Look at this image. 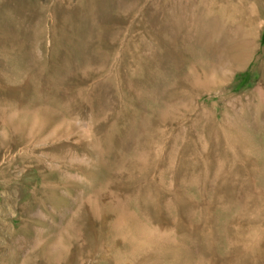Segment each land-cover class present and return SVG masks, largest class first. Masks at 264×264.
I'll return each instance as SVG.
<instances>
[{
  "label": "rangeland",
  "instance_id": "374dc122",
  "mask_svg": "<svg viewBox=\"0 0 264 264\" xmlns=\"http://www.w3.org/2000/svg\"><path fill=\"white\" fill-rule=\"evenodd\" d=\"M58 1L44 5V18L17 22L23 46L0 47L9 85L34 71L30 93L18 90V142L0 151V221L14 229L18 206L32 198L33 228L11 245L0 228L4 250L21 254L25 238L54 241L90 200L103 204L102 220L120 217L144 240L115 246L117 264H132L131 252L145 255L157 240L176 241L180 252L155 264H264V0H113L85 34L56 16ZM11 121L0 123V144ZM243 155L254 196L235 199L219 176ZM122 175L133 183L120 192ZM154 199L164 213L153 211Z\"/></svg>",
  "mask_w": 264,
  "mask_h": 264
},
{
  "label": "bare ground",
  "instance_id": "6f19581e",
  "mask_svg": "<svg viewBox=\"0 0 264 264\" xmlns=\"http://www.w3.org/2000/svg\"><path fill=\"white\" fill-rule=\"evenodd\" d=\"M51 1L52 0H43V2L40 3L39 0H0V47L12 46L14 44L23 46L22 43L23 41L18 39L17 33L19 32V28H17V26L19 25H16L17 22L28 23L30 25V23H34L40 20L41 17L44 18V14H43L44 5L48 4V2L51 3ZM72 1L73 0H59L58 2H56L54 4L55 14L63 22L78 23V25L82 26L81 32L83 34H85L86 30L88 29L86 25H88L89 23H97L98 20L101 19L102 15H104V12L110 11L113 5V0H75L76 2L74 4L72 3ZM237 6H238L237 10L240 11V13L243 15L244 9L241 7L240 4ZM109 13L108 15H105L106 16L105 19H107L108 21L111 20V15H109ZM256 19H257V14L254 13L250 18L247 19L248 25L252 27L256 22ZM170 22H172V20ZM30 27H28L29 31H31ZM57 29L58 27L56 28V30ZM88 30L90 31V29ZM26 31L30 34L28 30L23 31V33H25ZM90 37L98 38V34L97 33L95 34L94 28L91 32ZM58 41L60 42L61 40ZM233 47L234 50L236 51L233 54V57L235 58V60H239L243 55L240 52V50H238L239 45L235 44ZM153 57L155 56L153 55ZM156 60H154V62H156ZM30 63L33 64L34 63L33 60ZM57 66L60 65L58 64ZM33 76H34V71L28 72L24 76V78L18 81L19 84L15 83L14 85H9L4 79L5 76H3V74L0 75V123L6 119L12 120L10 122L11 123L10 134L6 138V143H3L1 141L3 144L2 143L0 144V151L1 150L4 151L5 149L8 150L9 148H14L18 142L16 136L19 130V129L17 130V128L19 126H17L15 123V121L17 122L16 120L17 113L15 112V108H16L15 105L20 101V94H18V90L20 89V87L23 86L22 88L25 91L28 90L27 92L28 95L33 86V82H34ZM262 76H263L262 82L264 83V73L262 74ZM46 86H47L46 80H43L41 84L42 87L41 89L47 88ZM260 88L261 87L257 88L256 90L257 93L261 90ZM5 108H7L6 110H13L10 115L7 116ZM5 134L7 135V133ZM226 135L227 134L225 133V136ZM208 159H209V163L211 162L213 167L216 169V174H220L222 170L225 172L219 176V182L222 188L224 189V193L226 194V192L228 191L227 196H229L230 193V197L235 199H240L241 197H243V195L245 196L244 198L246 197L253 198L254 195L250 197L251 180H252L250 177V173H251L250 158H247L245 155L240 156L241 163L235 166L236 168H230L229 170H225V169L221 170L218 167L220 162L218 163L216 157L214 158L213 156H210L208 157ZM234 174L237 176H235ZM130 179L131 178L129 176L122 175L118 188L119 191L122 190L123 188L125 189L128 185H131L133 183ZM175 193L176 196H181L179 192H175ZM155 197H158V191L155 193ZM249 201H251V199H249ZM14 202H15L14 199L9 200L11 206H15ZM152 202L154 203L153 211L155 213H164L165 208L162 202L157 201L156 199H154ZM254 202H256V200ZM33 203L35 202L31 198L26 200L20 206H18L19 217L18 218L16 217V219H18L19 221L14 229L12 228L10 229L6 222L0 221V228L3 229L5 232H7L8 238L10 240V245L20 242V239H16L17 234H19L18 231H21L26 228L28 229L33 228V223L31 222L30 219H27L29 218L28 214L31 213ZM101 205L103 204L99 201L92 202L90 200H83L82 203H80L79 206L76 208V210L73 212V216L70 219H68L64 225L59 227V231L61 233L59 238H55V240L53 241L52 239H50L51 237L48 239V236L37 237L32 241V243H29V240H26L25 238L23 239L22 242L24 243V248H22L21 254H18L17 252L11 249L10 250L7 249L8 252H6V250H4V247L0 244V264H51V261H54L55 264H98V263L117 264V262L113 259V254H114L113 252L115 251V246L117 245L126 246V247L134 246L136 248L139 247L136 244L137 241L141 240L143 243L144 240L138 232H130L129 230H126L125 225L123 224L124 222L120 217L114 218L111 216L110 220L108 219L102 220L99 215V212L101 210ZM253 205L254 204H252L251 206L253 207ZM111 207L112 206L109 205L108 208L112 209ZM246 212H248V210ZM184 218L188 219L186 218V216ZM187 221L189 222V220ZM259 223L261 222H258L257 224ZM107 237L109 240L108 239L105 240ZM157 241L158 243L154 242L149 244L150 246H152L151 248L146 247V249H148L149 251L145 255L136 253L135 251L131 252L129 255L132 264H146L149 262H153L155 264L160 262V260L166 258H172V260L178 259L177 258L179 257L178 252H180L178 247L179 243H177L176 241H172L170 244H166L165 241L162 240H157ZM25 244L28 245V247H26ZM106 244H108L109 246ZM180 244L183 245L182 243ZM183 246H181L182 249ZM105 251H107L106 253L107 255L105 256L103 255L101 257L97 255L98 252L104 254ZM242 255L244 256L243 253ZM217 259L220 260L219 258Z\"/></svg>",
  "mask_w": 264,
  "mask_h": 264
}]
</instances>
